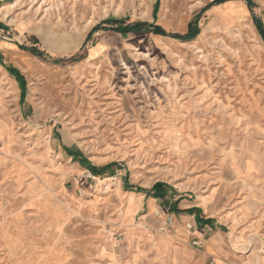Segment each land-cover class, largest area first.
Here are the masks:
<instances>
[{
	"label": "rangeland",
	"instance_id": "rangeland-1",
	"mask_svg": "<svg viewBox=\"0 0 264 264\" xmlns=\"http://www.w3.org/2000/svg\"><path fill=\"white\" fill-rule=\"evenodd\" d=\"M0 23V264H264V0H0Z\"/></svg>",
	"mask_w": 264,
	"mask_h": 264
},
{
	"label": "trees",
	"instance_id": "trees-1",
	"mask_svg": "<svg viewBox=\"0 0 264 264\" xmlns=\"http://www.w3.org/2000/svg\"><path fill=\"white\" fill-rule=\"evenodd\" d=\"M219 1H224V0H219ZM157 7H158V3H156V5H155L154 17L156 16ZM257 25H258L259 31L262 34V37L264 39V29L262 28L260 23H258ZM193 26H194L193 24L190 25V30H189L187 35H185V36L176 35V36H178L180 38H189V39L193 38L194 36H196V34L198 32V29L196 27L194 28ZM0 27L5 28L4 25H2L1 23H0ZM149 28L152 29L153 32H155L157 34H160V35H166L167 34L160 26L155 25L154 23H148V22H136L131 26L120 27L118 29V31H121V32L142 31V30L149 29ZM32 52L36 55H42V53L40 51H38V49H32ZM9 71L13 75H15L19 81L24 80V77L21 75V73L19 72L18 69L14 68V67H9ZM71 154L74 156L75 159H79L85 166H88L90 169L92 168L87 163V160L83 159L79 153H71ZM92 170H93V168H92ZM165 188H166L165 184L156 183L153 187V190L148 191V192L152 193L155 198H164L166 196V189ZM192 211H193L192 209H189L188 212H192ZM207 222L209 223L210 220Z\"/></svg>",
	"mask_w": 264,
	"mask_h": 264
},
{
	"label": "crops",
	"instance_id": "crops-1",
	"mask_svg": "<svg viewBox=\"0 0 264 264\" xmlns=\"http://www.w3.org/2000/svg\"><path fill=\"white\" fill-rule=\"evenodd\" d=\"M130 194V193H129ZM132 195H128L126 198H128L132 203H135L136 204V197L134 196L133 193H131ZM159 207L158 205V200L157 199H153L150 203V209L152 212H156L157 211V208ZM163 236L160 238L161 240H163ZM215 248V247H214Z\"/></svg>",
	"mask_w": 264,
	"mask_h": 264
},
{
	"label": "built area",
	"instance_id": "built-area-1",
	"mask_svg": "<svg viewBox=\"0 0 264 264\" xmlns=\"http://www.w3.org/2000/svg\"><path fill=\"white\" fill-rule=\"evenodd\" d=\"M90 178H95V177H92V174L89 172L88 175H87V177H86V180L85 181H87V179H90ZM110 186H111V184L110 185L107 184V185H105V188L106 189H109ZM195 244H199V242L195 241Z\"/></svg>",
	"mask_w": 264,
	"mask_h": 264
},
{
	"label": "bare ground",
	"instance_id": "bare-ground-1",
	"mask_svg": "<svg viewBox=\"0 0 264 264\" xmlns=\"http://www.w3.org/2000/svg\"><path fill=\"white\" fill-rule=\"evenodd\" d=\"M96 179H99L98 177H95ZM99 180H101L102 181V179H99ZM104 180H106V179H104Z\"/></svg>",
	"mask_w": 264,
	"mask_h": 264
}]
</instances>
